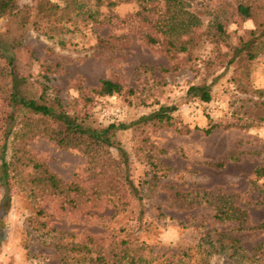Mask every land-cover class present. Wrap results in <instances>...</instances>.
Segmentation results:
<instances>
[{
  "label": "rangeland",
  "instance_id": "rangeland-1",
  "mask_svg": "<svg viewBox=\"0 0 264 264\" xmlns=\"http://www.w3.org/2000/svg\"><path fill=\"white\" fill-rule=\"evenodd\" d=\"M35 1L19 0V13L0 18V144L10 126L16 133L9 178L0 181V264H256L264 250V177L254 174L264 168V36L253 38L254 59H231L264 23V0H249L259 8L255 22L235 13L243 0H192L183 11L201 26L179 39L161 32L173 13L162 0H102L97 8L78 0L100 22L84 26L70 10L67 32L29 28L19 47L6 49ZM214 10L226 13L220 44ZM11 72L25 79L23 96L38 97L45 85L83 125H115L108 166L27 136L32 119L8 101ZM101 80L120 93L98 95ZM200 85L210 102L191 90ZM161 107L175 108L169 124L151 118ZM44 171L56 191L40 181ZM230 207L242 222L224 212ZM234 239L245 258L233 253Z\"/></svg>",
  "mask_w": 264,
  "mask_h": 264
},
{
  "label": "trees",
  "instance_id": "trees-1",
  "mask_svg": "<svg viewBox=\"0 0 264 264\" xmlns=\"http://www.w3.org/2000/svg\"><path fill=\"white\" fill-rule=\"evenodd\" d=\"M19 0H0V18L2 16L11 15L19 13L18 9ZM62 2V5L58 2L52 0H36L33 4L30 12V23L28 26L22 27L23 32L17 39L13 38L9 43H7L6 49H16L20 46L23 34L29 29L32 28L36 31L43 32V34H52V36L67 32V29L63 27L62 23L64 21L68 22L70 20V12H75V18H78L84 26L88 24H95L100 22L97 17L98 12L90 11L86 9L88 4L79 2L78 0H59ZM102 0H94V7L97 8L102 4ZM127 0H118V2H126ZM166 6V13L173 11L170 17L166 20H162V26L165 29L161 32L165 34L173 35L175 39H179L180 35H187L192 29H197L201 26V21L197 14L190 13L188 11H183L184 6H188L190 1L182 0H162ZM211 2L212 0H204ZM116 3L111 2L110 6L113 7ZM72 8V9H71ZM235 13L244 20H251L255 22L256 11H259V8L255 6V3L249 0L238 1L235 5ZM71 10V11H70ZM70 11V12H69ZM215 15L213 16V37L217 36L216 44L220 42L224 43L226 38V33L223 26V21H226L225 12L214 10ZM181 15V19L177 20V16ZM222 15V18H221ZM108 18V17H107ZM108 20V19H106ZM45 24L48 26L47 31H43L41 26ZM252 36L251 39L246 41L239 40L238 45L234 48L235 54L232 56V59L238 58L240 55L244 56L248 60L255 58L256 54L254 50L256 47V40L254 42L253 38H260L264 36V23L256 24V29L250 32ZM151 42H154L152 40ZM168 45L170 48H174L173 41H169ZM5 50V49H4ZM186 44L180 43L178 51L185 52ZM0 57H3L2 52L0 51ZM231 60L229 62H231ZM10 83L8 85V101L9 103L15 105L19 112L28 113L32 120H28V123L25 125L29 127L33 123L32 128L27 136H39L42 138H48L53 141L58 147L69 150H76L82 155H84L91 163L90 166L94 167H106L108 166V161H110L108 149L112 146V141L110 133L115 131L117 127L113 124L108 125L105 129L101 131H96L89 128L86 125H83L77 117L69 114L66 111V107L62 104L56 96L50 97L48 94V88L45 85H41V93L38 97H25L21 93V85L25 84L24 78H19L15 76L12 72L10 73ZM192 91L199 93V99L203 103L210 102V93L209 88L205 85H200L198 87L191 88ZM121 87L117 83H113L107 80H101L98 83L97 94L100 96L111 97L115 94L120 93ZM175 111V108H165L161 107L151 118L159 122H165L166 124L170 123L169 114ZM11 121H14V117H10ZM119 129H125L124 125H120ZM14 127L10 126L6 135L3 138L2 143L0 144V181L7 182L9 178V169L11 164L7 161V155L10 153L9 148L14 140L13 136L15 135ZM18 137V136H17ZM15 136V138H17ZM14 151V149H12ZM120 151V150H119ZM121 152V151H120ZM123 154V153H122ZM101 162L100 164H98ZM96 163V165L94 164ZM42 168L41 164H33V169L37 170ZM256 178L264 177V168L256 169L254 171ZM40 181L45 184L50 185V189L57 190L58 181L52 175H49L47 172H43V176L40 177ZM229 207V206H228ZM227 208L225 209L231 216H236L239 219V222H242V216L239 215L234 209ZM242 214V213H241ZM221 215V214H220ZM257 228L264 229V225H259ZM237 242V241H236ZM235 239L233 240V253L238 257L245 258V255H242L240 248L238 249L235 245ZM262 246V245H260ZM259 246V247H260ZM112 256L115 257V253H112ZM102 258H98L97 262H102ZM118 262V261H116ZM116 262L112 264H116ZM256 264H264V250L260 252L255 259ZM203 264H207L206 262Z\"/></svg>",
  "mask_w": 264,
  "mask_h": 264
}]
</instances>
